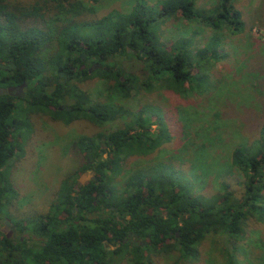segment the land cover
Returning a JSON list of instances; mask_svg holds the SVG:
<instances>
[{
  "label": "trees",
  "instance_id": "16d2710c",
  "mask_svg": "<svg viewBox=\"0 0 264 264\" xmlns=\"http://www.w3.org/2000/svg\"><path fill=\"white\" fill-rule=\"evenodd\" d=\"M42 1L0 0V87L23 83L24 95L17 97L27 107L66 123L80 117L98 123L131 117L122 126L76 139L84 159L73 173L91 168L92 178L79 183L68 174L47 212L12 221L22 233L39 232L36 245L0 230V264H110L126 251L134 264H149L150 252L167 247L192 259L205 232L216 230L237 250L235 241L249 219H264V122L252 142L231 148L230 163L243 175L240 195L223 180L220 190L204 197L162 170L129 175L119 188L114 181L122 168L119 158L156 146L164 129L153 131L151 125L162 119L153 115L155 107L142 105L131 112L112 101L92 102L76 83L98 74L112 78L113 90L121 95L152 86L182 95L203 92L210 85V62L223 55L221 30L243 29L234 0H218L214 7H199L195 0H136L127 11L111 8L56 28L50 21L60 11L79 10L80 1ZM175 14L213 28L203 45L194 47L192 35L170 43L158 38V24ZM69 95L73 100L66 103ZM14 97L0 92V212L6 198L16 194L6 168L19 143ZM108 243L116 245L109 248ZM232 259L227 261L234 264Z\"/></svg>",
  "mask_w": 264,
  "mask_h": 264
},
{
  "label": "rangeland",
  "instance_id": "374dc122",
  "mask_svg": "<svg viewBox=\"0 0 264 264\" xmlns=\"http://www.w3.org/2000/svg\"><path fill=\"white\" fill-rule=\"evenodd\" d=\"M47 1L49 5L57 2ZM79 1V10L58 12V17L50 21L54 28L73 18L93 19L111 8L127 11L136 0ZM195 2L199 7H214L218 0ZM233 3L241 12L243 29L237 33L226 28L221 30L223 55L210 62L207 70L210 85L203 92L182 95L171 88L152 86L134 87L129 94L121 95L113 90L112 78L96 74L76 81L89 92L92 102L112 101L131 112L142 105L155 107L153 115L162 119V123L151 125L153 131L160 130L161 126L164 129L156 146L119 158L122 168L114 180L119 188L129 175L162 170L204 197L220 190L223 180L240 195L243 175L230 163V153L235 145L252 142L264 122V0H234ZM51 10L55 12L56 8ZM212 31L210 25L187 21L179 14L164 18L156 28L158 38L165 43L181 35H192L194 47L203 45ZM54 44L51 45L54 47ZM23 88L11 93L15 94L13 112L18 119L19 143L6 168L16 194L5 200L0 212V230L12 237L25 236L36 245L42 235L31 228L22 233L12 221L47 212L61 180L68 174L77 180L82 175L84 182L92 178L91 168L73 173L84 159L76 139L83 134L95 135L122 126L131 116L99 123L93 118L80 117L66 123L27 107L17 97L24 95ZM70 97L66 103L73 100ZM230 242L221 230L206 231L196 258H182L176 247H167L157 253L150 252L149 264H230L229 256L233 257L234 264H264V219H249L246 231L235 241L237 250H232ZM115 245L108 243L109 248ZM131 257L126 251L114 257L110 264H134Z\"/></svg>",
  "mask_w": 264,
  "mask_h": 264
},
{
  "label": "water",
  "instance_id": "95a60500",
  "mask_svg": "<svg viewBox=\"0 0 264 264\" xmlns=\"http://www.w3.org/2000/svg\"><path fill=\"white\" fill-rule=\"evenodd\" d=\"M22 86H23V83H20V84H18L16 86H14V85H8L6 87H0V92L7 91L8 93H12V89L13 88H15V87H20L21 88ZM81 176L78 178V182L79 183H83L84 182V178H82ZM75 187L77 188L78 186L76 185Z\"/></svg>",
  "mask_w": 264,
  "mask_h": 264
},
{
  "label": "flooded vegetation",
  "instance_id": "af4514ba",
  "mask_svg": "<svg viewBox=\"0 0 264 264\" xmlns=\"http://www.w3.org/2000/svg\"><path fill=\"white\" fill-rule=\"evenodd\" d=\"M14 86H16V85H14ZM18 88H19V87H15V88L12 89V91H17ZM7 235H8V234H7Z\"/></svg>",
  "mask_w": 264,
  "mask_h": 264
}]
</instances>
